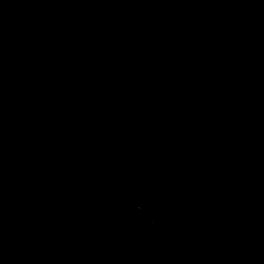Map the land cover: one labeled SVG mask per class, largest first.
Masks as SVG:
<instances>
[{
  "label": "trees",
  "instance_id": "1",
  "mask_svg": "<svg viewBox=\"0 0 264 264\" xmlns=\"http://www.w3.org/2000/svg\"><path fill=\"white\" fill-rule=\"evenodd\" d=\"M39 2L0 0V264H264V0Z\"/></svg>",
  "mask_w": 264,
  "mask_h": 264
},
{
  "label": "rangeland",
  "instance_id": "2",
  "mask_svg": "<svg viewBox=\"0 0 264 264\" xmlns=\"http://www.w3.org/2000/svg\"><path fill=\"white\" fill-rule=\"evenodd\" d=\"M58 0H40V2L38 4H36V6L34 7V11L39 15V18H44V15L46 14L47 10L49 9V7L53 4H55ZM150 216H151V220L154 222L156 228L162 232L164 235L170 233L171 231H175L176 229H173L171 227H169L168 225L171 224L170 220L159 210L157 209H151L150 211ZM105 214V213H104ZM125 218L129 217L128 219H131V217H135L136 219H139L137 216L135 215H131V214H124ZM113 217L110 215H105V220L106 222L110 223L111 219ZM183 229H181V235L179 236V238L182 236L183 234ZM178 239L176 237L171 236L170 239L168 240V243H175L177 242ZM239 250V256L238 257H242V259H244V261H247V256L248 253L246 251V249L244 247H240L238 248Z\"/></svg>",
  "mask_w": 264,
  "mask_h": 264
}]
</instances>
